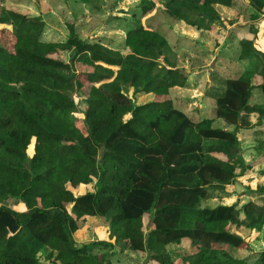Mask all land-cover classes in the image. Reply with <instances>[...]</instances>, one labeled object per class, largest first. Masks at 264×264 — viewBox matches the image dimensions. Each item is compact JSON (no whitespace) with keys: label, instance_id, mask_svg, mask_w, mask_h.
Here are the masks:
<instances>
[{"label":"trees","instance_id":"trees-1","mask_svg":"<svg viewBox=\"0 0 264 264\" xmlns=\"http://www.w3.org/2000/svg\"><path fill=\"white\" fill-rule=\"evenodd\" d=\"M156 1L173 20L205 31L214 29L219 7L237 9L235 0H140V19ZM248 1L262 13L264 0ZM4 4L0 264H43L41 253L53 256L49 264H111L115 245L153 264H264V251L243 259L230 252H250L241 234L264 229V197L240 207L200 206L245 174L234 152L237 134L264 122V102L250 104L254 89L264 98L256 35L239 41L238 61L253 59V66L224 81L213 119L195 122L168 99L170 89L185 87V70L159 64L167 43L139 19L125 32L121 53L74 34L44 41L41 16ZM136 95L153 100L137 105ZM215 120L233 131L213 129ZM257 152L264 162V140ZM92 185L93 192L74 193ZM258 193L264 196V186ZM17 203L23 211L11 207ZM88 216L107 223L113 244H75L73 234Z\"/></svg>","mask_w":264,"mask_h":264},{"label":"rangeland","instance_id":"rangeland-1","mask_svg":"<svg viewBox=\"0 0 264 264\" xmlns=\"http://www.w3.org/2000/svg\"><path fill=\"white\" fill-rule=\"evenodd\" d=\"M38 1L5 0L4 7L34 15V12L37 11ZM52 1L55 2L54 6L60 3L63 8L60 10L61 13L59 15L57 13L59 20L56 23H58L57 26L60 32L55 28L53 30L54 35L53 33H46V30H44L43 40L47 42L57 40L65 42L74 34L79 39L87 40L90 43H100L110 49L120 51L123 45L122 39L129 25L133 24L132 26H134L138 22V19L141 24H147L146 20L140 19V0ZM248 5L249 1L247 3L245 0H237V9L224 8L223 10H219L218 16L220 18L215 23L217 31H215L211 38L212 40L204 41L201 45L197 46L199 60L194 61L190 59L189 62L182 60L185 67L181 69L187 71V77L190 74L199 73L197 76H193V81L191 82L190 88L197 89L192 94V100L182 102V104L190 107V110L185 115L192 121L213 119L215 98L221 94L224 81L237 77L243 71L253 66V59L244 62L238 61L240 39L249 35H256V48L262 53L259 57L264 62V8H261L262 13H258L254 7ZM132 15L133 18H136L135 20L132 19ZM162 15L165 17L166 11L163 8V4L156 1V9L148 20L153 19L152 23L159 25L158 23L160 22L157 21L159 18L157 19V17H162ZM251 15L255 18L251 19ZM5 35V32H0L1 45L2 43L5 44ZM205 35L209 36V34ZM173 40L171 39V43H174ZM176 42L181 45L183 49L181 53L184 58L195 47L194 44L182 41L181 39ZM7 46L10 48L8 43ZM215 53H217L216 56H214ZM214 57L215 59L212 60ZM65 59L69 60L67 56ZM171 60L173 61V59ZM175 60L177 59L175 58ZM196 80L201 85H198ZM196 84L198 87H196ZM254 84H257V80H254ZM198 97L205 102H199L197 100ZM73 99L78 104L79 110H83V106L80 104V97L73 95ZM263 102L264 98L260 90L254 89L250 104L258 105ZM186 105L179 106L178 108L173 107L182 112ZM78 115L83 119L82 114ZM211 127L222 131H233V127L226 125L222 120H215ZM237 137L239 144L236 153L239 152L244 162L246 167L245 174L236 178L232 184L224 187L223 190H216L214 198L202 201L201 207L214 208L219 205L232 204L241 206L248 201L261 202V198L264 197L258 193L264 186V162L261 161L260 155L257 152L258 144L264 140V122L260 127H256L253 130L239 131ZM93 191L94 185L80 187L74 193L78 195ZM11 207L17 211H23L24 208L21 203L11 205ZM144 224H147V219H145ZM241 236L249 242L250 252L232 249L230 251L231 255L236 259L247 258L251 253L255 254L264 251V229L258 236L250 233H242ZM73 240L78 246L90 245L92 243L113 244V241L110 239L107 223L103 219L89 216L79 222V229L73 234ZM186 246L184 244L179 247L181 249ZM168 250L171 251L173 249L169 248ZM48 255L41 253L38 259L43 264H49L53 260V256L49 258ZM108 255L111 264H153L149 261L146 254L133 252L129 249L122 250L116 245L114 249L109 250Z\"/></svg>","mask_w":264,"mask_h":264},{"label":"crops","instance_id":"crops-1","mask_svg":"<svg viewBox=\"0 0 264 264\" xmlns=\"http://www.w3.org/2000/svg\"><path fill=\"white\" fill-rule=\"evenodd\" d=\"M235 1H237V0H235ZM38 2H39V4H38V7L36 9L37 11L34 12L35 14L33 16H41L42 20L45 23L46 33L47 32L53 33L55 35V33L53 32V30H55V28H57L58 32H60V30L57 26L58 23H56V22H58V20H59L57 13L59 15L61 13L60 10H62V8H63L61 6V4L58 3V4H56L57 6H54L55 2H53L52 0H39ZM69 2H71V1H69ZM223 9H224V7H219L218 12H219V10H223ZM152 14H150L146 18H143V20H146V22H147V24H144V25H147L151 30L158 32L165 39L167 46L164 50L162 58L159 60V64L162 66H165L167 68H169L168 66L170 65V66H175L176 68L181 69V68L185 67L182 60H186L188 62L190 59H192L194 61L199 60V56L197 55V53H198L197 46L201 45L202 42H204V41H211L212 40L211 38L213 37L215 31H217V29H215L216 24H214V29L212 31L200 30V29L188 26L182 21L173 20L172 18H170L167 15V13H166L165 17H163V15H162V17H157V19L159 18V20H157V21L160 23H158L159 25H156V24L152 23L153 19L148 20L149 18H151ZM54 15H56L55 16L56 18L54 17ZM124 16H129V15H124ZM154 18H156V17L154 16ZM132 19L135 20L136 18H133V15H132ZM132 25L133 24H130L129 27L127 28V30L129 28H131ZM205 34H209V36H207ZM124 39H125V34H124V37L122 39L123 44H124ZM171 39H174L173 40L174 43H171ZM179 39H181L182 41L190 42L191 44L195 45V47L192 49V52L185 55L186 58H184V56H182L181 52L183 51V49L181 48V45L176 42ZM53 42H61V41L57 40V41H53ZM117 51H119V50H117ZM120 52L124 53L123 45L121 46ZM167 52L171 55H169ZM164 55H165V58H164ZM216 55H217V53L214 54V56H216ZM67 57H68V54H67ZM175 58L177 60H175ZM171 59H173V61ZM214 59H215V57L212 58V60H214ZM185 72L187 73V71H185ZM188 74H189V72H188ZM198 74L194 73V74L188 75L185 87H183V88L174 87V88L169 90L168 99L172 102L174 107L178 108L179 106L186 105V104H182V102L183 101L189 102L190 100H192V98H193L192 94L195 93L197 91V89L190 88V86H191V82L193 81V76H197ZM196 81H197L196 83L198 85H201L198 80H196ZM197 84H196V87H198ZM134 100H135V103L137 105L145 104V103L151 102L153 100V96H151V95H147V96L136 95L134 97ZM197 100L199 102L203 101V100H200V97H198ZM204 102L205 101H203V103ZM189 110H190V107L188 105H186V106H184V110L182 112L184 114H187ZM223 199H226V198H223ZM243 204H245V203H243Z\"/></svg>","mask_w":264,"mask_h":264},{"label":"water","instance_id":"water-1","mask_svg":"<svg viewBox=\"0 0 264 264\" xmlns=\"http://www.w3.org/2000/svg\"><path fill=\"white\" fill-rule=\"evenodd\" d=\"M245 1L248 3V0H245ZM236 151H237V149H235V151H234V152L236 153Z\"/></svg>","mask_w":264,"mask_h":264}]
</instances>
